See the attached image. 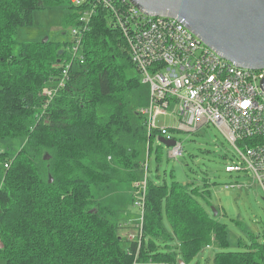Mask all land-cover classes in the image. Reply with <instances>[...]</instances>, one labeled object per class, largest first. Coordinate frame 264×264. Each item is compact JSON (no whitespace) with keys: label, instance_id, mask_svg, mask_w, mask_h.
Returning <instances> with one entry per match:
<instances>
[{"label":"trees","instance_id":"obj_1","mask_svg":"<svg viewBox=\"0 0 264 264\" xmlns=\"http://www.w3.org/2000/svg\"><path fill=\"white\" fill-rule=\"evenodd\" d=\"M59 6L89 7L70 0H0V141L22 139L14 155L0 150V260L186 264L214 240L219 250L212 264H264V233L247 249H228L227 224L199 200L208 203V188L149 175L151 155L154 151L157 159L162 146L153 147V141L161 132H148L139 112L149 89L112 10L98 6L77 48L82 61L74 60L66 76L62 70L72 59V41L17 42L18 29L33 25L35 10ZM77 18L70 12L63 23L78 26ZM51 86L56 92L49 98L42 90ZM143 181L138 247L122 237V229L135 226L121 217L135 207ZM112 191L119 194L108 200ZM172 237L176 249L168 246Z\"/></svg>","mask_w":264,"mask_h":264},{"label":"built area","instance_id":"obj_2","mask_svg":"<svg viewBox=\"0 0 264 264\" xmlns=\"http://www.w3.org/2000/svg\"><path fill=\"white\" fill-rule=\"evenodd\" d=\"M120 1L127 6L116 8L112 0H70L74 6L89 7L78 10L79 25L71 31L72 59L64 61L62 74L67 75L74 60L82 61L77 48L98 6L112 10L114 25L124 32L141 82L149 89L148 102L139 109L147 119L148 132L159 130L161 137L175 140L168 153L177 159L183 152L182 142L173 136L174 129L156 125L158 116H171L176 130L189 133L204 125L217 127L234 151L235 160L224 166L225 172L252 176L264 195V91L261 88L264 69L238 67L207 46L180 21L147 16L129 0ZM62 82H58V88ZM55 92L53 86L42 90L49 98ZM8 166L9 162L4 164L5 168ZM237 184H225V188H239ZM136 194L138 220L126 237L139 247L145 181Z\"/></svg>","mask_w":264,"mask_h":264},{"label":"rangeland","instance_id":"obj_3","mask_svg":"<svg viewBox=\"0 0 264 264\" xmlns=\"http://www.w3.org/2000/svg\"><path fill=\"white\" fill-rule=\"evenodd\" d=\"M70 12L78 13L76 9H69L68 6L35 10L33 25L18 29L17 42L41 41L44 38L58 42L72 41L73 26L66 27L63 23L64 18ZM18 49L19 47L16 45L14 52L17 53ZM156 125L174 129L173 136L182 142L183 152L177 159L170 157L168 153L170 148L154 140L153 147L157 144L162 146L157 159L154 151L151 155L149 175L156 181L165 179L168 184L172 180H177L184 184L193 182V186H200L201 189L208 188L210 191L208 203L201 197L199 200L209 212L212 213L216 210L218 219L227 224L228 249H247L252 241H261L264 233L263 191L252 176L243 172H225L224 166L234 161L235 157L233 156V147L224 134L213 125H204L194 133L176 130V124L169 115L158 116ZM21 144V138L1 140L0 150H7L10 155H14ZM236 180L239 188H225V184L234 183ZM118 194L117 191L107 192V199L111 200ZM127 209L126 215L123 212L121 218L124 221L126 219L129 221H126L127 225L135 226L139 211L132 206ZM163 224L166 231L172 234L169 222L165 217ZM133 229V227L122 229V237L127 238L126 233ZM122 243L125 245L124 241ZM167 243L171 249H176L177 240L175 238H170ZM218 250L219 248L212 240L208 248L202 249L194 260L186 264H212L213 256ZM0 264H5V262L0 260Z\"/></svg>","mask_w":264,"mask_h":264},{"label":"water","instance_id":"obj_4","mask_svg":"<svg viewBox=\"0 0 264 264\" xmlns=\"http://www.w3.org/2000/svg\"><path fill=\"white\" fill-rule=\"evenodd\" d=\"M129 1L144 15L180 21L207 46L236 66L264 69V0ZM261 88L264 91V78ZM157 140L168 147L175 143V140L164 137ZM213 215H217L216 210Z\"/></svg>","mask_w":264,"mask_h":264},{"label":"crops","instance_id":"obj_5","mask_svg":"<svg viewBox=\"0 0 264 264\" xmlns=\"http://www.w3.org/2000/svg\"><path fill=\"white\" fill-rule=\"evenodd\" d=\"M158 139V138H157ZM158 141V140H157Z\"/></svg>","mask_w":264,"mask_h":264}]
</instances>
